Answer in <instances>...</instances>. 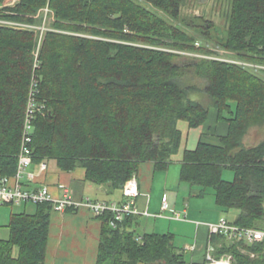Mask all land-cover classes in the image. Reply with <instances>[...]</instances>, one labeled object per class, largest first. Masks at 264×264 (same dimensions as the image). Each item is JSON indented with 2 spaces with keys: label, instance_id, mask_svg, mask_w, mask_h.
<instances>
[{
  "label": "trees",
  "instance_id": "16d2710c",
  "mask_svg": "<svg viewBox=\"0 0 264 264\" xmlns=\"http://www.w3.org/2000/svg\"><path fill=\"white\" fill-rule=\"evenodd\" d=\"M9 1L0 0V19L30 26L46 24V16L53 21L42 37L38 28L0 24V177L18 170L36 79V102L44 108L29 144L33 163L82 167L88 181L110 193L123 194L145 162L168 170L183 147L180 121L200 127L215 109L227 134L218 143L184 148L180 180L196 196L213 189L221 211H237L233 224L264 228V137L244 142L250 128L264 127V0H231L218 42L251 66L216 58L206 42L214 24L183 17L188 0ZM198 92L208 102L192 97ZM225 170L233 180L224 178ZM37 206L35 214L12 216L9 238L0 239V264H46L54 206ZM141 216L128 215L116 226L112 211L99 217L97 264H206V250L203 262L188 258L174 232L138 234ZM209 243L217 259L231 254L232 264H264V244L231 242L223 234L210 235Z\"/></svg>",
  "mask_w": 264,
  "mask_h": 264
},
{
  "label": "crops",
  "instance_id": "0c3cea01",
  "mask_svg": "<svg viewBox=\"0 0 264 264\" xmlns=\"http://www.w3.org/2000/svg\"><path fill=\"white\" fill-rule=\"evenodd\" d=\"M187 128V132L182 129L183 146L184 148L194 149L200 140L218 143L220 136L227 134L228 123L225 119L220 120L218 118L217 110L211 109L208 120L204 125L197 128H190L188 125ZM254 144L256 143L251 145ZM47 164L48 167L44 171L40 170L39 164H31L29 168L36 173V178L32 181L24 180V187L38 189L43 185H48L54 196L63 197L66 193H69L78 201H83L86 198L105 201L125 200L121 190L110 193L107 185H98L88 181L82 167L64 171L58 167L55 160H49ZM161 173L155 170L152 162H145L136 176L140 187V195L137 199L138 206L140 210H146L150 213V215L142 214V216L155 217L153 214L161 213L163 195L167 193L170 209L167 211L168 215L164 214L166 217L171 219V214L181 208V211H187V218H195L197 212L195 209H190V200L184 201L183 205L173 201L176 196L173 189L177 185L169 180V172L167 174ZM192 190L191 186L182 189L185 193H191ZM29 203L32 202H6L1 205L0 239L9 238V224L14 214H35L37 212V204L32 203L34 206H31ZM221 214L212 217V219H206L205 222L192 223V220V222H189V227L194 224V227H192L194 237L190 240L192 242L187 245L194 246L192 254L188 251L192 260L197 261L204 254L210 236L208 225L211 222H217ZM101 232L102 220L86 206L69 208L65 211H53L51 213L46 264H97Z\"/></svg>",
  "mask_w": 264,
  "mask_h": 264
},
{
  "label": "built area",
  "instance_id": "2783aa9c",
  "mask_svg": "<svg viewBox=\"0 0 264 264\" xmlns=\"http://www.w3.org/2000/svg\"><path fill=\"white\" fill-rule=\"evenodd\" d=\"M47 11L48 9H46V12ZM0 24H7L16 27L38 28L40 30L44 29L41 28V26H30L29 24L16 23L3 19H0ZM44 31L41 30V37L43 36ZM183 53L188 54L189 52ZM220 58L227 61L241 63L240 61L230 58ZM245 65L251 66V64L246 62ZM38 84L39 82L37 79L34 80L30 91L24 120V135L21 152L19 155L18 170L13 176L0 177V207L6 202H32L39 204L45 201H50L53 203L54 211H65L69 208H79L86 206L97 217H100L107 211H112L115 216L114 219L111 220V224L113 226L117 225V221H122L126 216L131 214L150 215L148 211H142L138 206L137 199L140 195V187L136 176L128 180L123 188V194L125 198L124 201L94 200L92 198H86L83 201H78L69 193H66L63 197L54 196L48 185H43L38 189L24 187V180L32 181L36 178V173L33 171H28L27 169L31 164H33L32 150L29 144L32 140L35 129V118L37 117V113L43 111L44 108V106L38 105L36 102ZM39 165L41 171L46 170L48 167V164L45 161L41 162ZM169 209L170 203L168 200V194L165 193L162 199V213L168 211ZM160 215L162 214H153L155 217ZM170 217L178 220H187V211L185 212L176 210ZM208 226L210 235L223 234L231 242L243 241L247 244H264V228L238 226L230 222V220L225 216L220 217L217 222L209 223ZM185 249L191 251L194 249V246H187ZM205 257L207 259L206 264H219L220 262L232 264L233 260V256L231 254H225L220 259H217L214 256V246L211 243H209L206 248Z\"/></svg>",
  "mask_w": 264,
  "mask_h": 264
},
{
  "label": "rangeland",
  "instance_id": "374dc122",
  "mask_svg": "<svg viewBox=\"0 0 264 264\" xmlns=\"http://www.w3.org/2000/svg\"><path fill=\"white\" fill-rule=\"evenodd\" d=\"M18 0H11L7 4L9 5H14L17 3ZM231 6V0H188V4L186 7H184L182 11V16H203L207 21H210L211 23L214 24V27L211 29V34H212V39L207 42V46L209 49L214 50L217 52V58H230L233 60H238L237 58L232 57L233 54L226 52L224 49H222L218 42L219 39L224 38L226 34V28L228 25V12L230 10ZM42 12L48 13L42 10ZM53 14V13H52ZM46 24L45 22L41 25L42 31H46L48 28H51V23L53 21V16L50 18L46 16ZM176 23H179L176 22ZM193 55V53H188V56ZM198 55V54H197ZM196 56V54H194ZM185 58V57H184ZM182 58V59H184ZM187 59V57L185 58ZM221 59V58H220ZM241 64L245 65V62L240 61ZM192 82H197L199 84L202 83L200 79L197 77H190L189 78ZM203 84V83H202ZM192 97L196 99H201L203 102H208V96L205 95L202 92L193 93ZM41 106H43V102L41 103ZM188 123L186 121H180V127L181 129L186 130L187 132V125ZM264 137V127L260 126H253L250 128L248 134L245 137V144L246 145H251L253 143H257ZM183 150L184 146L182 147V151H180L178 154H175L173 156V161L168 169V171H160L162 172L161 174H167L169 172L170 176V181L171 183H176L177 187L173 189L175 191V197L173 201L175 203H178L179 205H183L184 201L190 200L189 205L190 209H195L197 212V215H195V218H190L188 217L187 220H178L171 218L169 219L163 214H167V211L162 213L160 216L156 217H147V216H141L139 220V224L136 225L137 233L143 235L144 233L148 232L151 233L153 231L157 232H175L176 234V239L175 243L178 248L182 249L189 245L193 239V228L194 227V222H205L206 219H212L214 216H218V214L221 216H225L228 219H234L237 211L236 210H230L229 212H223L219 208V206L216 204V199L215 195L213 192V189H209L207 194L204 196H196L192 192L191 193H185L182 191V189L189 188V184L181 181L179 179L180 175V167H181V162L180 159L183 157ZM28 171H31L30 168L27 169ZM224 178L227 180H233L234 178V173L233 171L230 170H225L224 171ZM179 184V185H178ZM185 193V194H183ZM31 206L33 205L32 203H29ZM34 206V205H33ZM9 207V206H8ZM182 209L179 208L178 211H181ZM219 210V213H218ZM172 215V214H171ZM220 216V217H221ZM219 217V218H220ZM218 218V219H219ZM193 222H192V221ZM192 222V227H189L190 223ZM196 226V224H195ZM172 227V228H171ZM172 229V230H171ZM15 253L17 252V248H15ZM189 251V250H187ZM192 254V250L190 251ZM187 254H190L187 252ZM190 258V256L188 257ZM204 260V254L198 258L197 261L203 262Z\"/></svg>",
  "mask_w": 264,
  "mask_h": 264
},
{
  "label": "bare ground",
  "instance_id": "6f19581e",
  "mask_svg": "<svg viewBox=\"0 0 264 264\" xmlns=\"http://www.w3.org/2000/svg\"><path fill=\"white\" fill-rule=\"evenodd\" d=\"M219 264H226V263L220 262Z\"/></svg>",
  "mask_w": 264,
  "mask_h": 264
}]
</instances>
